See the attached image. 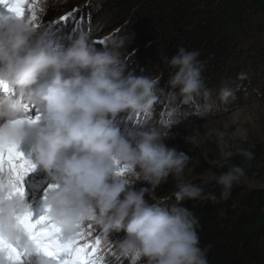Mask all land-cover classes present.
Listing matches in <instances>:
<instances>
[{"label": "rangeland", "instance_id": "rangeland-1", "mask_svg": "<svg viewBox=\"0 0 264 264\" xmlns=\"http://www.w3.org/2000/svg\"><path fill=\"white\" fill-rule=\"evenodd\" d=\"M93 2L0 0V147L13 122L29 143L15 162L0 149L2 181L15 182L0 202V264H146L140 243L123 235L144 196L160 201L152 189L159 159L176 167L172 141L264 142L261 101L196 120L125 101L120 56L100 35ZM222 181L264 189L240 176Z\"/></svg>", "mask_w": 264, "mask_h": 264}, {"label": "trees", "instance_id": "trees-1", "mask_svg": "<svg viewBox=\"0 0 264 264\" xmlns=\"http://www.w3.org/2000/svg\"><path fill=\"white\" fill-rule=\"evenodd\" d=\"M92 1L89 17L103 18L100 35L120 56L125 101L194 120L264 104V0ZM171 144L176 167L159 159L152 189L160 201L144 196L123 236L146 264H264V189L222 181L264 183V142L207 134L200 146Z\"/></svg>", "mask_w": 264, "mask_h": 264}, {"label": "bare ground", "instance_id": "bare-ground-1", "mask_svg": "<svg viewBox=\"0 0 264 264\" xmlns=\"http://www.w3.org/2000/svg\"><path fill=\"white\" fill-rule=\"evenodd\" d=\"M10 87V85H8L6 88ZM5 88V89H6ZM7 127H9V129L7 130V140L4 142V147L2 146V148L0 147V149L3 148H8L12 155L10 157L11 161H17L18 158H21L24 156V151L28 148L29 143H28V138L24 135H22L21 129L18 126V123L13 122V123H7L6 124ZM4 132V131H0ZM2 137V136H1ZM3 140V139H2ZM0 143H3V141ZM1 152V151H0ZM2 154H0V158H1ZM2 160V159H1ZM4 162V161H3ZM3 167H7L6 165H2ZM3 176L2 174L0 175V202L2 203V201H5V199L12 197L14 194L11 191L10 193H8V189L10 187V185H12L13 183L10 184H6L4 181H2Z\"/></svg>", "mask_w": 264, "mask_h": 264}]
</instances>
